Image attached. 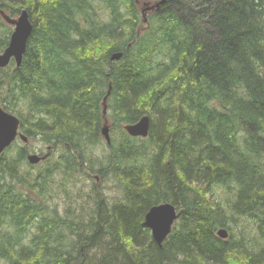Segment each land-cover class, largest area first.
<instances>
[{
  "label": "trees",
  "instance_id": "16d2710c",
  "mask_svg": "<svg viewBox=\"0 0 264 264\" xmlns=\"http://www.w3.org/2000/svg\"><path fill=\"white\" fill-rule=\"evenodd\" d=\"M145 1L0 0L34 23L22 64L0 68V103L51 148L36 173L27 143L2 155L3 264H264V0H167L147 21ZM145 114L149 136H131L123 125ZM105 124L112 142L89 168L122 197L94 189L87 214H63L54 186L67 191ZM162 202L182 213L160 246L145 216ZM243 216L251 231L237 232Z\"/></svg>",
  "mask_w": 264,
  "mask_h": 264
},
{
  "label": "water",
  "instance_id": "95a60500",
  "mask_svg": "<svg viewBox=\"0 0 264 264\" xmlns=\"http://www.w3.org/2000/svg\"><path fill=\"white\" fill-rule=\"evenodd\" d=\"M166 1L167 0H156L154 2L145 1L142 8L144 20H148L147 15L149 11L160 8ZM0 12L9 23L14 25L8 45L0 52V68L9 65L12 60L16 62L17 66H20L27 50L29 38L34 29V23L30 17V12L27 8H23L16 18L6 14L1 8ZM122 56L123 52H115L112 54L111 59L119 60ZM111 90L112 85L105 99L110 95ZM123 126L131 136L147 137L151 129V116L145 114L136 122L126 123ZM20 127V117L5 109L0 103V161L5 150L12 145L17 137H20L26 143L29 141V137L20 130ZM102 133L107 142L111 143V129L108 124L103 126ZM48 155L49 152L45 154L30 152L27 154V159L31 164H38L45 160ZM181 213L182 210H178L177 206L171 202L155 204L147 212L145 216L146 222L152 230L153 238L160 246H162L163 242L172 232L175 221L179 218ZM218 235L222 238H227L229 236V231L226 227H221L218 230ZM2 260V251L0 249V264Z\"/></svg>",
  "mask_w": 264,
  "mask_h": 264
},
{
  "label": "rangeland",
  "instance_id": "374dc122",
  "mask_svg": "<svg viewBox=\"0 0 264 264\" xmlns=\"http://www.w3.org/2000/svg\"><path fill=\"white\" fill-rule=\"evenodd\" d=\"M19 14L14 15V18L18 17ZM4 20H6L3 17ZM7 21V20H6ZM11 26V32L14 29L13 24H9ZM9 33V35L11 34ZM3 50H0L2 52ZM107 123H111L108 119ZM24 132V130H23ZM26 133V132H25ZM17 142L20 144H25L26 142L22 139H17ZM15 143V142H14ZM109 144L106 140V138L103 135V140L100 144L96 146H90L86 149V155L87 159L84 162L83 166L81 165L80 168L82 169L80 173L77 174L74 181H71L69 183V187L67 191L64 189H61V187H58V184L55 187V191L52 192L51 197V203L53 205H57L59 210L65 214L66 209L70 208L71 210H76L77 213L81 214H87L89 209L93 207V200L90 198L91 193L93 190H97L101 192V195L106 197L110 203L114 201H118L122 197V189L118 187L115 180L111 176H105L102 175L96 171H92L89 167L91 166V163L89 161V157H101L103 154L107 153L109 150ZM49 143L43 141L40 137L39 138H32L29 137V141L27 142V148L29 150L28 153H39L44 154L49 151ZM9 147L5 150L4 153L8 151ZM3 153V154H4ZM16 149H12V151L9 153V156L15 155ZM61 154V148L58 147L50 156V161H53L54 158H58ZM27 157V156H26ZM30 165H38V166H32ZM46 165V159L45 161H41L38 164H31L28 159L23 164L24 170L32 171L36 173L41 166ZM99 167V163L95 162L94 168ZM60 175L57 174L56 179L59 180ZM217 201H222L223 204H226V198L228 197V192L220 186H216L214 188L213 194H212ZM242 226H248L249 230L252 226L251 219L243 216L240 220L239 226H236L237 232L240 231ZM251 231V230H250ZM4 260H2L3 264Z\"/></svg>",
  "mask_w": 264,
  "mask_h": 264
},
{
  "label": "flooded vegetation",
  "instance_id": "af4514ba",
  "mask_svg": "<svg viewBox=\"0 0 264 264\" xmlns=\"http://www.w3.org/2000/svg\"><path fill=\"white\" fill-rule=\"evenodd\" d=\"M49 146H50V145H49ZM48 149H51V148L48 147Z\"/></svg>",
  "mask_w": 264,
  "mask_h": 264
}]
</instances>
